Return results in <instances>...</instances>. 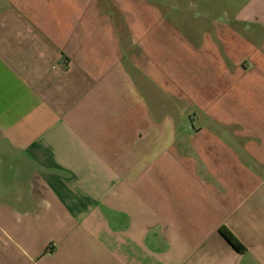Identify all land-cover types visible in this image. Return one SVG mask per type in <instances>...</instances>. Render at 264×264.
Segmentation results:
<instances>
[{
	"label": "crops",
	"instance_id": "1",
	"mask_svg": "<svg viewBox=\"0 0 264 264\" xmlns=\"http://www.w3.org/2000/svg\"><path fill=\"white\" fill-rule=\"evenodd\" d=\"M0 264H264V0H0Z\"/></svg>",
	"mask_w": 264,
	"mask_h": 264
},
{
	"label": "trees",
	"instance_id": "2",
	"mask_svg": "<svg viewBox=\"0 0 264 264\" xmlns=\"http://www.w3.org/2000/svg\"><path fill=\"white\" fill-rule=\"evenodd\" d=\"M222 234L226 239L239 251H243L244 247L238 242V240L226 229H221Z\"/></svg>",
	"mask_w": 264,
	"mask_h": 264
}]
</instances>
